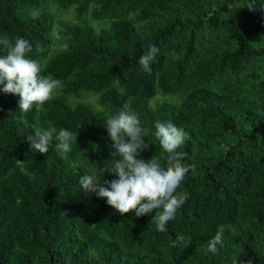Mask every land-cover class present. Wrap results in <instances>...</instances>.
<instances>
[{
  "label": "trees",
  "instance_id": "trees-1",
  "mask_svg": "<svg viewBox=\"0 0 264 264\" xmlns=\"http://www.w3.org/2000/svg\"><path fill=\"white\" fill-rule=\"evenodd\" d=\"M56 1L64 7L74 4L78 14L94 3L90 12L94 19L111 16L112 20L99 31L83 21H60L57 31L66 46L42 63L38 50L51 40L52 18L45 11H34L41 0H0V36L28 40L32 45L28 55L40 62L42 75L61 80L65 93L77 94L79 89L98 93L104 108L96 110L80 101L72 105L63 95H53L43 106L34 105L22 113L20 97L0 91V264H230L233 255L264 264L261 108L252 107L240 95L215 93L202 85L193 87L182 103L166 100L153 106L149 101L157 85L164 91L183 87L200 67L197 57L202 42L197 30L205 21L218 24L221 14L232 10L228 1L238 0L215 1V6L206 8L201 0ZM240 2L249 17L239 33V45L219 50L212 58L218 72L227 66L225 86L240 66L258 57L252 35L264 42V11L260 10L264 0H255V12L247 7L251 0ZM150 3L160 9L182 4L191 12L197 10V18L174 16L157 27L149 21L137 25L126 16L128 10L141 5L139 15L148 18ZM183 29H188L189 36L181 61L175 63L169 55L170 37ZM149 43L159 49L150 73L138 63ZM116 79L123 90L114 84ZM247 83L263 104L264 77ZM125 103L138 114L144 139L151 144L138 158L148 160L162 154L154 136L157 120L171 121L189 135L178 151L186 154L183 162L194 165L195 171H189L177 190L186 192L188 199L163 233L151 220L155 210L140 217L134 211L121 215L95 193L91 215L79 185V176L85 173L67 158L79 155L103 166L112 151L106 120ZM241 113L247 118L246 126L237 121L236 114ZM21 118L39 127L50 122L57 130L77 132L78 140L65 158L54 147L42 154L30 148L27 136L32 129ZM196 120L207 140L215 136L220 147L216 159L194 150L188 125ZM224 136L230 139L226 147L220 140ZM98 176L101 180L116 178ZM220 224H231L235 231L225 233L218 254L205 253L204 246ZM179 235L191 237V245L173 246Z\"/></svg>",
  "mask_w": 264,
  "mask_h": 264
},
{
  "label": "clouds",
  "instance_id": "clouds-1",
  "mask_svg": "<svg viewBox=\"0 0 264 264\" xmlns=\"http://www.w3.org/2000/svg\"><path fill=\"white\" fill-rule=\"evenodd\" d=\"M254 3L255 0H251L247 5L253 12L257 10ZM260 10L264 11V3H261ZM53 35L60 38L58 31ZM0 46L5 53L0 56V85H3L0 91L18 95L22 113H27L34 105L37 108L43 106L61 88V80L41 74L40 62L28 55L32 51L28 40L21 36H16L13 40L5 34L0 36ZM158 52L155 45H147L138 61L145 72L152 71L151 66ZM171 55L174 59H179L175 52ZM21 120L25 127L32 129V134L27 136L30 148L42 154L54 147L57 154L65 158L72 151L73 143L78 140L77 132L66 128L57 130L50 122L47 127H39L22 118ZM104 127L111 140L110 157L103 161V166L95 163L96 171L79 176L81 189L86 195L95 193L98 198H105L106 203L121 215L134 211L140 217L155 210L151 220L157 231L166 232V225L175 219L177 211L188 199L186 192L177 190L189 171H195L194 165L183 162L186 154L178 151L189 139L188 133L171 121L157 120L154 136L159 141L162 154L145 160L138 157L151 144L144 139L145 132L138 114L127 103L116 114L108 116ZM98 173L103 176L114 175L116 178L101 180ZM234 231L231 224L218 225L215 235L204 246L205 253L218 254V246L224 245L225 233ZM191 243V237L179 235L173 246L178 244L187 247ZM230 264H252V261H243L233 255Z\"/></svg>",
  "mask_w": 264,
  "mask_h": 264
},
{
  "label": "rangeland",
  "instance_id": "rangeland-1",
  "mask_svg": "<svg viewBox=\"0 0 264 264\" xmlns=\"http://www.w3.org/2000/svg\"><path fill=\"white\" fill-rule=\"evenodd\" d=\"M215 1L220 2L222 0H201L204 8H206L207 5L215 6ZM244 2L247 3V0H244ZM228 4L232 6V10L221 14L218 24H216L217 22H214L213 20L205 21L197 30V35L200 42H202L201 46L198 48L199 55L197 57L200 62V67L188 76L187 82L180 90L164 91L160 85H157L156 94L149 100L151 105L156 106L158 103H162V101L166 100L182 103L193 87L202 85L206 86L207 89L215 93H226L232 96L240 95L252 107H260L261 113L264 114V103L262 104L259 100H257L255 95L251 93L247 83L250 79L264 77V42L262 39L252 35V46L258 50L259 55L253 61L240 66L238 70L232 74L230 83L227 86H225V74L228 71L227 66L225 65L221 72H218L212 59L213 55H216L219 50L239 45V33L243 29V22L249 17L247 13H244L241 10L242 3L240 0L236 2L228 1ZM93 6L94 3H90L85 13L78 14L74 8V4L64 7L56 0H41L38 6L35 7L34 11H36V9L45 11L52 18L51 40L50 42L42 45L38 50L42 63H44L56 51H60L66 46L65 40L61 38L60 34V38L53 35L54 32H57L60 21H83L91 25L96 31L110 25L112 20L111 16H105L98 19H94L91 16L90 12ZM152 8L154 9L153 11ZM139 9H141V5H135V7L126 12V16L131 18L137 25L149 21V23H154L157 27H161L174 16H179L182 19L187 17L192 21H195L197 18V10L191 12L182 4L179 6L170 4L167 8L160 9L150 3L148 18H146V16L139 15ZM209 15L210 14L207 13L206 17ZM219 25H222L223 27L220 28ZM188 36V29H183V31L175 30L173 35L170 37L169 55L175 63L180 62L182 59V54L185 51ZM173 52L179 56V59H174L172 57L171 53ZM114 84L119 89L123 90V86L119 79H116ZM62 86L57 89L53 95H63L72 105H75L80 101L92 105V107L96 110L104 108L100 101H98V93L83 89H79L77 94L73 92L65 93L62 90ZM236 115L238 123L242 126H246V116L242 113ZM188 126L194 135V150L208 156L214 155L215 159L216 157H219L220 147L216 142L215 136L209 135L210 138L207 140L202 127L197 120L189 123ZM220 140L222 146L226 147L230 139H226L224 136V138L221 137ZM67 158L74 167L84 173H92L96 171L95 163L87 158L80 157L79 155H76L74 158ZM92 195L93 193L85 195V204L87 211L91 215H94V211L91 206Z\"/></svg>",
  "mask_w": 264,
  "mask_h": 264
}]
</instances>
